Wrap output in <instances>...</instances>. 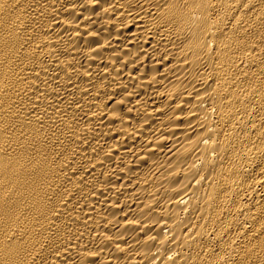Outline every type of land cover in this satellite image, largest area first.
<instances>
[{"label":"bare ground","instance_id":"6f19581e","mask_svg":"<svg viewBox=\"0 0 264 264\" xmlns=\"http://www.w3.org/2000/svg\"><path fill=\"white\" fill-rule=\"evenodd\" d=\"M0 264H264V0H0Z\"/></svg>","mask_w":264,"mask_h":264}]
</instances>
